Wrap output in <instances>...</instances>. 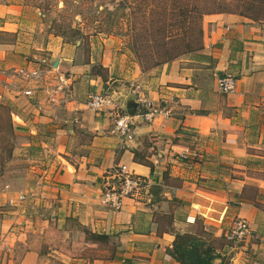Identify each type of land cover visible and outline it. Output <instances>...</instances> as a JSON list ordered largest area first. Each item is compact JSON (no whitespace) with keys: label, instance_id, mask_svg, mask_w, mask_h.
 I'll list each match as a JSON object with an SVG mask.
<instances>
[{"label":"crops","instance_id":"obj_1","mask_svg":"<svg viewBox=\"0 0 264 264\" xmlns=\"http://www.w3.org/2000/svg\"><path fill=\"white\" fill-rule=\"evenodd\" d=\"M43 17L0 0V105L28 164L0 188V264H179L176 233L202 235L212 264H264V19L204 15L202 51L142 71L116 63L99 33L70 54ZM226 75L235 88L220 93ZM95 92L137 104L131 139L88 108ZM121 166L141 185L115 209L100 196ZM236 218L250 234L230 243Z\"/></svg>","mask_w":264,"mask_h":264},{"label":"trees","instance_id":"obj_2","mask_svg":"<svg viewBox=\"0 0 264 264\" xmlns=\"http://www.w3.org/2000/svg\"><path fill=\"white\" fill-rule=\"evenodd\" d=\"M136 9L141 11L139 29L133 27L132 40L128 48L136 56L142 71L170 63L182 56L196 54L203 49L202 18L204 15L230 13L244 16L253 21L264 19V0H137ZM131 3L121 0L112 10L104 8L106 26L117 25L122 11ZM150 5V6H149ZM138 6V9H137ZM148 6L150 8H148ZM149 11L148 16L145 13ZM125 17L128 15L124 14ZM139 23V21H138ZM136 23L133 22V26ZM137 26V25H136ZM73 34H80L78 29ZM64 37V33H60ZM148 43V45H145ZM0 109L8 110L0 105ZM9 115V110L7 111ZM10 133L13 128L9 118ZM11 156V154H10ZM202 235L176 233L169 255L179 264H212L217 257L214 249Z\"/></svg>","mask_w":264,"mask_h":264},{"label":"rangeland","instance_id":"obj_3","mask_svg":"<svg viewBox=\"0 0 264 264\" xmlns=\"http://www.w3.org/2000/svg\"><path fill=\"white\" fill-rule=\"evenodd\" d=\"M13 2L23 5L30 14L35 10H39L45 14L42 19L46 23L45 32H53L55 34L64 33V40L67 43V50L70 54L78 51L75 46L79 40L85 41L83 44L88 46L91 42L95 44L92 48L96 47V41L100 42V36H109L112 38L115 62L124 63L126 70L131 68L134 64H138L136 56L130 52L128 44L132 40L133 27L136 30L140 28L139 25L142 20V12L138 11L136 15H130L132 10H135V5H138L137 0H127L131 4L124 8L123 14L118 19L117 25L114 24L110 27L106 26L107 16L103 12L104 8L112 10L119 5L121 0H11ZM150 6V5H149ZM148 6V8H150ZM138 9V6H137ZM124 14L128 15L125 17ZM149 11L145 13L148 16ZM139 21V23H138ZM133 22L136 23L133 26ZM74 29H78L81 34H73ZM101 34V35H98ZM86 34V35H84ZM92 36L90 39L89 37ZM94 36H97L95 39ZM93 40L95 42H93ZM101 44V43H100ZM148 45V43H145ZM88 47H86L87 49ZM74 50V51H72ZM96 52L94 54V57ZM96 59V57H95ZM98 59V57H97ZM85 60V57H83ZM96 63V62H95ZM139 65V64H138ZM9 110V109H8ZM5 109H0V188L4 187L6 178L12 175H21L27 171L28 164L26 159L22 156V151H15L16 144L18 145L21 138L10 133L9 116ZM11 118V117H10ZM16 152V153H15ZM11 154V156H10ZM33 171H36L33 170ZM4 184V185H3Z\"/></svg>","mask_w":264,"mask_h":264},{"label":"built area","instance_id":"obj_4","mask_svg":"<svg viewBox=\"0 0 264 264\" xmlns=\"http://www.w3.org/2000/svg\"><path fill=\"white\" fill-rule=\"evenodd\" d=\"M40 71L38 69L27 70L20 68L16 70L18 74L25 80L37 81L40 78ZM236 84L235 78L231 76H222L216 79V88L220 93H230L234 90ZM58 89H62L58 87ZM25 96H30L32 90H23ZM86 105L89 109L94 111H106L114 118V128L111 130L117 136L131 139L132 135V116L125 113L124 107L107 93H92L88 97ZM156 110L147 111L143 114L146 120H151L156 115ZM116 183L109 185V187L101 194L100 200L105 205L111 208L119 209L124 198L131 197L136 194L140 188L141 181L139 178L128 172L125 166H121L116 171ZM24 196L21 194L18 199L23 200ZM250 234V228L246 220L236 218L233 220L230 231L225 238L230 243H237L244 240Z\"/></svg>","mask_w":264,"mask_h":264},{"label":"water","instance_id":"obj_5","mask_svg":"<svg viewBox=\"0 0 264 264\" xmlns=\"http://www.w3.org/2000/svg\"><path fill=\"white\" fill-rule=\"evenodd\" d=\"M57 61H58L57 59L54 60V62L52 64L53 67L56 66ZM136 107H137V104L133 100H131V98H129L127 100L126 109L124 108L126 111L125 113H127L128 115L131 116L133 114V112L135 111Z\"/></svg>","mask_w":264,"mask_h":264}]
</instances>
